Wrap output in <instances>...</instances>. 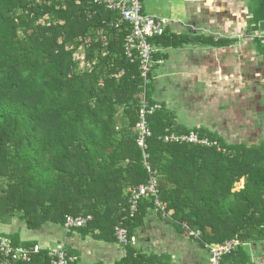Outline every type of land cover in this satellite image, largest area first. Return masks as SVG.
Returning a JSON list of instances; mask_svg holds the SVG:
<instances>
[{"label":"trees","instance_id":"1","mask_svg":"<svg viewBox=\"0 0 264 264\" xmlns=\"http://www.w3.org/2000/svg\"><path fill=\"white\" fill-rule=\"evenodd\" d=\"M130 33L121 16L94 0H0V223L41 231L64 229L69 216H92L69 234L119 244L125 255L113 264H174L143 237L155 216L205 249L240 240L224 263L250 264L244 247L264 242V144L228 143L158 109L148 117L152 136L141 148L140 104L155 103L151 75L145 79L138 59L126 56ZM151 42L224 48L238 39L167 30ZM190 132L215 145L165 142ZM153 176L164 210L148 196L132 214L131 191ZM117 228L128 232V245L119 243ZM9 238L15 247L39 245ZM52 251L43 248L31 263L17 264H49Z\"/></svg>","mask_w":264,"mask_h":264},{"label":"crops","instance_id":"2","mask_svg":"<svg viewBox=\"0 0 264 264\" xmlns=\"http://www.w3.org/2000/svg\"><path fill=\"white\" fill-rule=\"evenodd\" d=\"M232 1L235 2V0H143V4L147 14L170 20L168 30L171 33L236 39L229 35L233 29L231 26L234 25L233 23L230 25L229 20L236 19V22L239 20L237 11L228 12L226 5L229 2L233 3ZM236 44L224 48L201 45H184L178 48L156 46L157 55H160H156V64L150 76L152 101L173 115L178 125L191 128L192 125L197 124L199 119H195L192 123L181 117L194 115L197 113V108L202 107L201 104L195 105L197 100L206 98L205 92L200 91L201 88L212 86L215 90H220L223 77L227 75L231 80L238 76L235 73L233 76L228 74L222 64V56L225 54L228 55L226 61L233 62L230 54ZM235 58L237 57L234 55ZM183 100L186 103L180 102ZM189 109L192 110L191 113ZM196 126L213 132L218 131L204 124ZM151 219L155 225L150 229L149 235L143 236L144 232L141 235L145 237L146 244L152 246L153 252L168 253L174 264H209L208 249L190 240L189 237L177 234L172 227L156 219L155 216ZM159 229L164 233L159 235V232H156ZM25 230V227L16 225L14 221L9 225L0 223V232L9 237L17 234L21 242H34L44 249L55 251L63 248L72 249L80 255L82 263L90 264L93 256H96L93 243H89L90 246L85 248L84 239L87 237L84 238L78 232L69 234L62 228L50 227L41 231H32L33 233ZM60 232L64 234L61 233L62 238L59 237ZM97 242L101 243V241ZM109 245L108 248L99 247V249L102 250V259L105 263L113 264L125 255V251L119 244ZM81 249L84 251V257ZM244 249L250 264H264V242L246 244Z\"/></svg>","mask_w":264,"mask_h":264},{"label":"rangeland","instance_id":"3","mask_svg":"<svg viewBox=\"0 0 264 264\" xmlns=\"http://www.w3.org/2000/svg\"><path fill=\"white\" fill-rule=\"evenodd\" d=\"M232 2L226 5L228 12L237 11L239 20L236 22V19H231L226 22L230 25L234 24L231 26L233 29L229 35L239 41L231 50L230 57H233V62L226 61L228 55L223 53L225 55L222 56V64L228 74L233 76L235 73L238 76L231 80L227 78V75L223 77L220 90H215L212 86L201 88L200 91L205 92L206 98L197 100L195 105L201 104L202 107L197 108L196 114L181 118L188 119L192 123L195 119H199V121L196 120L197 124L192 125L191 128L186 127L188 129H194L197 128L196 125L204 124L217 129L218 131H215L228 143L240 144L244 142L251 146H259L264 144V33L259 30V23L264 20V0H253V2L251 0H235ZM169 24H171L170 20ZM77 55L83 59L85 50L80 49ZM234 55L237 58L234 59ZM180 102L186 103L184 100ZM189 112L191 113L192 110L189 109ZM244 185L245 180L242 179L236 185V190L242 189ZM14 223L20 224L15 221ZM25 231L33 233L27 229ZM156 232H159V235L164 233L162 229ZM61 233L63 234V232L59 233L60 238H62ZM1 234L6 235L5 233ZM84 240H86L85 248L90 246L89 243H93V250L96 251V256L94 255L90 262H105L99 247L108 248L110 245L94 241L92 237H87ZM84 240L82 239V241ZM81 253L84 257L82 249Z\"/></svg>","mask_w":264,"mask_h":264},{"label":"built area","instance_id":"4","mask_svg":"<svg viewBox=\"0 0 264 264\" xmlns=\"http://www.w3.org/2000/svg\"><path fill=\"white\" fill-rule=\"evenodd\" d=\"M94 3L99 6H105L108 10L117 13L124 22L130 25L131 33L125 42L126 56L131 62L138 59L142 76L147 79L155 67V54L158 51L156 45L151 41L155 37L163 36L166 33L170 25L169 20L147 14L144 9L143 0H94ZM115 26L118 27L119 24ZM158 109H161V106L157 104L151 106L145 98L140 104V120L137 124L136 132L139 136L138 145L141 148L145 147V140L152 136L148 117L153 115ZM165 142H179L205 147L215 145V143H211L208 139H201L196 132H190V134L182 136H167ZM146 160V167H148V170H151ZM159 194V183L157 178L153 176L147 185H142L138 189L131 191L129 200L131 213L135 214L138 211L139 201L148 196L155 197L157 206L164 210L166 205H163L159 200ZM92 220V216H69L64 223V229L67 233H70L73 230L87 227ZM200 235V233L190 231L191 237L199 238ZM117 237L121 245H128L130 243L128 232L123 228H117ZM241 245L242 242L238 239L222 244L208 245L209 264H225L224 258L236 251ZM42 249L39 245L31 248L15 247L11 243L10 238L0 233V264L31 263L33 256L39 254ZM48 256L49 264H76L79 261L78 257L68 253L66 248L60 251H52Z\"/></svg>","mask_w":264,"mask_h":264},{"label":"water","instance_id":"5","mask_svg":"<svg viewBox=\"0 0 264 264\" xmlns=\"http://www.w3.org/2000/svg\"><path fill=\"white\" fill-rule=\"evenodd\" d=\"M259 30L260 32L264 33V20L259 23Z\"/></svg>","mask_w":264,"mask_h":264}]
</instances>
